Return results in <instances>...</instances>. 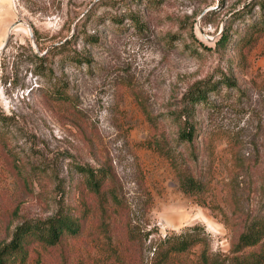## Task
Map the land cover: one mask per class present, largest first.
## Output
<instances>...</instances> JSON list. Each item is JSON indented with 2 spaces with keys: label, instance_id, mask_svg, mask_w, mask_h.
<instances>
[{
  "label": "rangeland",
  "instance_id": "rangeland-1",
  "mask_svg": "<svg viewBox=\"0 0 264 264\" xmlns=\"http://www.w3.org/2000/svg\"><path fill=\"white\" fill-rule=\"evenodd\" d=\"M223 76L193 109L194 140L176 141L181 94ZM152 137L203 192L180 190ZM77 166L106 174L99 193ZM124 208L150 231L140 264L192 225L204 243L169 264L229 253L264 217V0H0V242L61 209L81 232L30 264H119Z\"/></svg>",
  "mask_w": 264,
  "mask_h": 264
},
{
  "label": "trees",
  "instance_id": "trees-1",
  "mask_svg": "<svg viewBox=\"0 0 264 264\" xmlns=\"http://www.w3.org/2000/svg\"><path fill=\"white\" fill-rule=\"evenodd\" d=\"M217 40L223 45L227 41V33L222 29ZM218 83L230 85L227 77L211 80H198L186 88L181 94L175 110L170 115L176 122V141L190 144L195 137L196 127L192 121L195 105L206 102L207 94L214 92ZM147 146L165 157L176 173L180 190L187 194H199L204 184L191 171L183 170L180 157L174 151L152 137ZM84 178V186L97 194L106 181V174L101 169L77 166ZM115 196H113L114 198ZM132 211L124 208L122 222L123 242L120 250L124 258L119 264H140L136 260L139 253L146 247L150 231L135 224ZM83 221L66 210L58 209L44 219L22 220L14 225L7 241L0 242V264H30L32 254L42 250L52 251L66 238H74L82 229ZM198 225L185 227L178 233L165 234L156 238L147 246L151 247L150 264H169L173 255L183 254L196 244L204 243ZM264 217L253 218L246 223L243 230L232 240L229 253L211 252L204 246L197 257L198 264H264ZM150 242V241H149ZM144 245V246H143ZM144 247V248H143ZM37 260V256H35Z\"/></svg>",
  "mask_w": 264,
  "mask_h": 264
}]
</instances>
